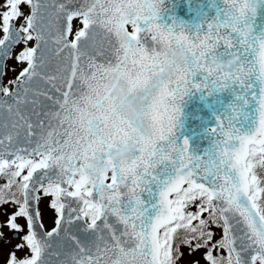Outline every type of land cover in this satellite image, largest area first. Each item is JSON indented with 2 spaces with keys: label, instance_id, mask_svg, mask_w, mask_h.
<instances>
[{
  "label": "snow or ice",
  "instance_id": "1",
  "mask_svg": "<svg viewBox=\"0 0 264 264\" xmlns=\"http://www.w3.org/2000/svg\"><path fill=\"white\" fill-rule=\"evenodd\" d=\"M186 3L0 0L3 264H264V0Z\"/></svg>",
  "mask_w": 264,
  "mask_h": 264
},
{
  "label": "water",
  "instance_id": "2",
  "mask_svg": "<svg viewBox=\"0 0 264 264\" xmlns=\"http://www.w3.org/2000/svg\"><path fill=\"white\" fill-rule=\"evenodd\" d=\"M210 2V0H193V3H203L207 5ZM179 7L177 11H179V16L185 20H191L192 19V14L189 13L187 9V3L186 0H180L179 1ZM214 13L210 12V15ZM201 109V111L198 113L199 115H203L205 117L208 116V123L211 124L213 122V117L211 116V112L208 109L204 108L203 102L199 101L197 97H194L193 100L190 102L187 111L192 114H197L196 110ZM199 124V121L195 120H189L188 126L189 127H195L196 125Z\"/></svg>",
  "mask_w": 264,
  "mask_h": 264
},
{
  "label": "rangeland",
  "instance_id": "3",
  "mask_svg": "<svg viewBox=\"0 0 264 264\" xmlns=\"http://www.w3.org/2000/svg\"><path fill=\"white\" fill-rule=\"evenodd\" d=\"M11 66V64H10ZM12 73H8V78H12ZM7 211H11V206H5ZM4 209H0V211H3ZM54 210L49 209L47 213L43 216V222L46 229H50L53 226V220H54ZM4 217L0 216V220H2ZM22 223V221H21ZM5 232V240L0 241V250H2V255H0V264H3V260L7 257L9 249L16 243H19V239H12V232H10L7 229H4ZM219 235V233H217ZM7 241V242H6ZM197 258H199L197 256ZM201 264H203V261H201Z\"/></svg>",
  "mask_w": 264,
  "mask_h": 264
}]
</instances>
